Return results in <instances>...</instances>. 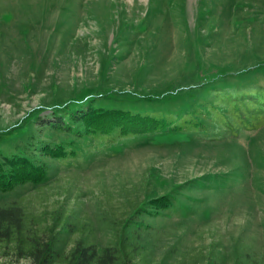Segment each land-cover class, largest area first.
Listing matches in <instances>:
<instances>
[{"label":"rangeland","instance_id":"obj_1","mask_svg":"<svg viewBox=\"0 0 264 264\" xmlns=\"http://www.w3.org/2000/svg\"><path fill=\"white\" fill-rule=\"evenodd\" d=\"M252 82L264 85V0H0V154L41 171H8L0 205L23 202L44 225L76 221L61 228L69 246L140 232L147 264L264 260V117L234 123L245 111L233 98ZM241 83L227 105L215 97ZM108 109L166 123L203 113L205 127L114 147L36 133L40 117ZM227 118L230 132L217 125ZM40 138L77 153H24ZM0 264L31 261L0 248Z\"/></svg>","mask_w":264,"mask_h":264},{"label":"trees","instance_id":"obj_2","mask_svg":"<svg viewBox=\"0 0 264 264\" xmlns=\"http://www.w3.org/2000/svg\"><path fill=\"white\" fill-rule=\"evenodd\" d=\"M252 83L233 98L237 104L242 102L240 107L245 111L244 119L231 122L227 118L222 121L223 124L217 123L227 132L235 126L233 122L238 123L239 128L245 129L247 125H255V121L264 117V90L260 88L264 85ZM241 87L242 83L230 86L220 85L215 91H223V93L215 94V97L219 100L222 98V105H227L230 101L228 92L240 91ZM203 115V113L187 112L184 119L171 123L167 120L166 123L165 120L151 118L147 114H131L126 110L118 109L85 110L84 113L77 115L70 113V116L66 113L59 115L56 113L40 117L39 121H36V133L39 135L49 131L70 132L78 137H92L102 142V145L114 147L129 143V140L136 135L157 136L156 132L166 131V129L171 133H182L183 130L189 133L198 131L205 127L204 121L199 119ZM71 119L74 121L72 122ZM64 128L68 130L62 131L61 129ZM209 129L205 133H212V128ZM36 140L30 143L31 149H25L24 153L38 152L41 159L48 155L62 158L75 156L77 153V150L68 143L55 142V147L50 148L42 138ZM45 150L47 152L42 153ZM20 154L18 156L12 152L0 154L1 163L6 170L0 171V181L4 183L11 181V178H8V171L11 169H16L15 174L25 171L31 181L39 176L41 171L39 174L35 172L40 169L37 162L30 157L22 158ZM41 216L36 215L20 201L0 205V248L4 251V255H12L16 260L29 259L31 264H147V257L142 253L139 242L142 236L140 232L136 236L125 235L116 238L103 249L89 237H80L69 246L67 236L61 232V228L66 224L71 230L76 221H63L60 214H57L52 223L44 225ZM255 255L253 257L252 254L247 253L248 259L253 263L264 264V260H259ZM192 264H196V261Z\"/></svg>","mask_w":264,"mask_h":264}]
</instances>
